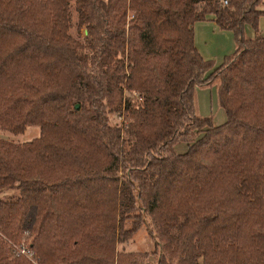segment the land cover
<instances>
[{"label":"trees","instance_id":"1","mask_svg":"<svg viewBox=\"0 0 264 264\" xmlns=\"http://www.w3.org/2000/svg\"><path fill=\"white\" fill-rule=\"evenodd\" d=\"M225 1L0 0V128H40L0 137L2 235L39 264H150L115 250L145 223L153 264H264L263 0ZM207 16L234 41L215 66L193 42ZM121 83L141 95L124 128L105 116ZM210 84L219 124L195 109ZM31 262L0 236V264Z\"/></svg>","mask_w":264,"mask_h":264},{"label":"rangeland","instance_id":"2","mask_svg":"<svg viewBox=\"0 0 264 264\" xmlns=\"http://www.w3.org/2000/svg\"><path fill=\"white\" fill-rule=\"evenodd\" d=\"M263 7H264V0H263ZM69 12H70L71 25L69 27L68 33H70L72 37H76V39H78L81 43H83L85 29L82 26L76 28L75 11L71 3L69 4ZM244 29L247 35L253 34V29L249 25L246 24L244 26ZM257 29L260 33H264V13L258 16ZM214 37L217 38L218 35L215 34ZM219 40L220 38L218 39V43H220ZM206 44L207 45L210 44L209 40H207ZM216 61H217L216 62L217 64L220 60L218 59ZM216 64H214L213 66H215ZM120 85L122 88V100H121L122 102H120V106L116 108L115 110L108 108L105 116L107 119V123L109 125L115 126L118 128H124L130 120L128 117L127 110L124 108V101L125 103L129 102L131 104H136L138 101L141 100V97H140L141 95H139L138 91L135 89L126 88L125 85H123L122 83ZM200 88H203V89H200ZM194 94L195 95L202 94L204 96V100L206 103V110L210 111V112L208 111L207 113H210L212 115L210 116V118L213 124H219L225 120L224 111L222 107H220L217 103L215 84L206 85L204 87L195 86ZM205 95H208V96H205ZM197 96H195V99L197 98ZM207 98H208V101H206ZM204 115H209V114H204ZM39 130L40 128L38 125H27L26 129L20 133H13V132L0 128V137L8 138L15 142H23V141H27L33 137L38 136ZM186 147L187 145L183 141H178L173 145L174 151L178 153L185 151ZM116 173L120 175L121 171L117 170ZM13 193L14 191L12 189H9V190H6L0 193V197L5 198ZM0 236L3 239V243L5 244V247L6 248L8 247L9 252H11L9 246L11 245L12 241L9 240L6 236L2 235L1 233H0ZM23 239H26V241H28L30 240V237L27 238L23 236L19 241H15V243H20ZM155 242L156 240L149 234L147 225L145 223H141L137 226L135 231H133L127 239L116 242L115 250L131 251L134 253L146 252L147 253L146 259L149 261L150 264H153L155 257L158 255L160 251V249H158L159 246H156ZM197 262L201 264V259L199 257L197 258ZM31 263L39 264L38 262H35V260L32 261Z\"/></svg>","mask_w":264,"mask_h":264},{"label":"crops","instance_id":"3","mask_svg":"<svg viewBox=\"0 0 264 264\" xmlns=\"http://www.w3.org/2000/svg\"><path fill=\"white\" fill-rule=\"evenodd\" d=\"M192 28H193V42L197 51L200 53V55L203 58L211 60L213 62V65L216 64L217 62L216 60L219 59L221 61L225 55L233 51L234 41L232 37V32L228 29H222L218 27L216 23L211 19V17L207 16L203 20L194 21ZM215 34L218 35L217 38L214 37ZM219 38H220L219 40L220 43H218ZM207 40H209L210 42V44L208 45L206 44ZM220 61L218 63H220ZM198 87H204V86H198ZM197 95L194 94V104H195L196 113L200 115L209 114L208 116H212L210 113H207L209 110L208 111L206 110V103L204 100V96L202 94H197ZM195 96H197L196 99ZM206 101H208V98Z\"/></svg>","mask_w":264,"mask_h":264},{"label":"built area","instance_id":"4","mask_svg":"<svg viewBox=\"0 0 264 264\" xmlns=\"http://www.w3.org/2000/svg\"><path fill=\"white\" fill-rule=\"evenodd\" d=\"M223 2H226L223 0ZM10 250L14 255H24L30 260L34 261L33 252L26 239H23L20 243L11 242ZM36 262V260H35Z\"/></svg>","mask_w":264,"mask_h":264},{"label":"water","instance_id":"5","mask_svg":"<svg viewBox=\"0 0 264 264\" xmlns=\"http://www.w3.org/2000/svg\"><path fill=\"white\" fill-rule=\"evenodd\" d=\"M75 106H77V104H75Z\"/></svg>","mask_w":264,"mask_h":264}]
</instances>
